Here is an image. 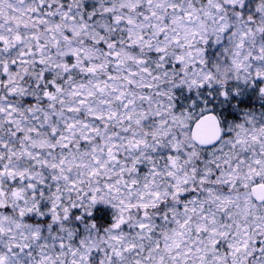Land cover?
<instances>
[{"label":"snow or ice","instance_id":"6c2138e0","mask_svg":"<svg viewBox=\"0 0 264 264\" xmlns=\"http://www.w3.org/2000/svg\"><path fill=\"white\" fill-rule=\"evenodd\" d=\"M0 264H264V0H0Z\"/></svg>","mask_w":264,"mask_h":264}]
</instances>
